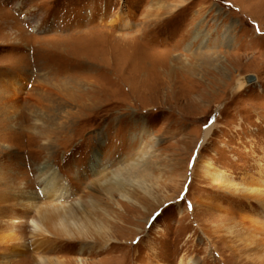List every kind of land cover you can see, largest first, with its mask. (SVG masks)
<instances>
[{"label": "rangeland", "instance_id": "374dc122", "mask_svg": "<svg viewBox=\"0 0 264 264\" xmlns=\"http://www.w3.org/2000/svg\"><path fill=\"white\" fill-rule=\"evenodd\" d=\"M40 258L264 264V0H0V264Z\"/></svg>", "mask_w": 264, "mask_h": 264}, {"label": "bare ground", "instance_id": "6f19581e", "mask_svg": "<svg viewBox=\"0 0 264 264\" xmlns=\"http://www.w3.org/2000/svg\"><path fill=\"white\" fill-rule=\"evenodd\" d=\"M168 72H170V71H168ZM208 134H209V130L205 132V137ZM144 166H145L144 168H140L139 165H137L135 163V164H131L130 167L127 169V172L134 173L133 176L131 175V177H133L132 180H134V182H136V183L138 182L137 185L141 186V188H144L146 186V183L143 184L144 178L147 176H151L153 174L152 170H150L149 164H145ZM180 166H181L180 162H177L175 164V167H180ZM135 168H138L139 170H136ZM122 173L123 172L115 173L113 175V177L120 179ZM141 174H144V175L142 176ZM209 175H210V177H212V179L217 180V181L219 180V178H218L219 175L216 171H211L209 173ZM123 183L124 182H119L118 185H122ZM125 184H123V185H125ZM123 188L127 189L128 187L125 185V187H123ZM26 205L28 207L32 208V207L36 206V203L34 202L33 198H29L26 201ZM61 211H63L62 206L51 205L50 207H46L44 210H42L40 212L39 221L32 220L34 233H36L38 236L41 237V239H40L41 243L44 240H48L49 237H51L52 235L53 236L69 237L72 239H79V240L90 238V240L94 239L95 241L99 240L100 238L103 237V236H101V234L94 232L90 228H87V227H86V229L82 228L81 226H83V225L86 226V224L80 225V224H78V222H74V219L68 218L67 214L62 215ZM47 226H50V227L52 226V228L50 229V227H47ZM48 262H50V261L40 258V259L36 260L35 264H47ZM54 264H64V263L61 261V263L55 262ZM80 264H85L84 260L81 259Z\"/></svg>", "mask_w": 264, "mask_h": 264}, {"label": "water", "instance_id": "95a60500", "mask_svg": "<svg viewBox=\"0 0 264 264\" xmlns=\"http://www.w3.org/2000/svg\"><path fill=\"white\" fill-rule=\"evenodd\" d=\"M245 80H246L248 83H251L252 81H254V77L251 76V75H247V76L245 77Z\"/></svg>", "mask_w": 264, "mask_h": 264}]
</instances>
